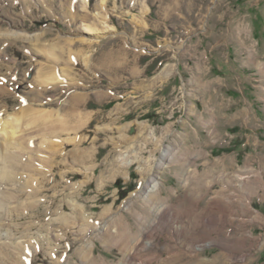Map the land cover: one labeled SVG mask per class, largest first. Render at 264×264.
Returning <instances> with one entry per match:
<instances>
[{"label": "rangeland", "instance_id": "rangeland-1", "mask_svg": "<svg viewBox=\"0 0 264 264\" xmlns=\"http://www.w3.org/2000/svg\"><path fill=\"white\" fill-rule=\"evenodd\" d=\"M0 80V264H264V0H0Z\"/></svg>", "mask_w": 264, "mask_h": 264}, {"label": "bare ground", "instance_id": "bare-ground-1", "mask_svg": "<svg viewBox=\"0 0 264 264\" xmlns=\"http://www.w3.org/2000/svg\"><path fill=\"white\" fill-rule=\"evenodd\" d=\"M86 4L88 3V0H85ZM88 30L91 31V27H87ZM38 39V38H37ZM53 78H50L52 80ZM57 79V78H56ZM0 85H4L2 83V80H0ZM4 90V87H3ZM1 91V90H0ZM75 106H77L76 97L73 98ZM75 109V107H74ZM76 110V109H75ZM74 113V112H73ZM46 115V114H45ZM75 115V113L73 114ZM25 118H28L30 124L35 123V112L31 108H27V110H22L18 113H15L13 116H9L7 120H3L0 118V136H4V150L0 149V186L3 187L6 183L15 184L16 178L18 176V171L21 166H23V161H25V154L24 152L32 153V149L26 148L23 146V143L20 142L21 140L18 138V134L20 133V126L22 125L23 120ZM27 120V121H28ZM32 122V123H31ZM33 125V124H32ZM50 125V124H49ZM51 127V126H50ZM53 127V126H52ZM57 127V126H56ZM60 127H62L60 125ZM59 127V129H60ZM45 128V127H43ZM72 128V127H71ZM50 129V128H49ZM62 129V128H61ZM64 129V128H63ZM23 131V130H21ZM72 131V130H71ZM74 141V139L72 140ZM27 142V141H26ZM25 143V142H24ZM28 143V142H27ZM30 144V143H29ZM28 145V144H27ZM25 155V156H24ZM32 155V154H31ZM29 156V155H28ZM33 156V155H32ZM168 157L167 153L164 154V158ZM29 158V157H28ZM33 158V157H31ZM30 158V159H31ZM34 164V163H33ZM32 160L28 161L26 163V167H32ZM166 164V163H165ZM20 165V166H19ZM25 166V165H24ZM153 181V180H152ZM155 182V181H154ZM147 183V182H146ZM3 184V185H2ZM146 186L143 185L144 192L141 193V195L138 194L139 197H145V201H149V193L151 194L153 191L156 192L159 189V184L157 182L154 183V186L149 185L150 183H147ZM154 193V192H153ZM11 194V193H10ZM148 195V196H147ZM3 193L2 197L0 196V209H2V201H3ZM2 198V199H1ZM153 199V197H152ZM152 199L150 201H152ZM128 202V201H127ZM129 203V202H128ZM150 212V211H149ZM81 220L85 221L84 216H81ZM109 230V226H105L102 231L107 232ZM148 246V243L146 244ZM16 248V247H15ZM83 248V247H82ZM81 248V249H82ZM88 248V247H87ZM83 248L79 254L84 259L89 260L90 262L96 263L95 259L92 258L91 253L88 254V249L84 250ZM88 254V255H87ZM18 256L23 263L27 262L30 258L29 254H27L24 250H20L17 248V252H15L14 256ZM90 258V259H89ZM22 263V262H21Z\"/></svg>", "mask_w": 264, "mask_h": 264}, {"label": "crops", "instance_id": "crops-1", "mask_svg": "<svg viewBox=\"0 0 264 264\" xmlns=\"http://www.w3.org/2000/svg\"><path fill=\"white\" fill-rule=\"evenodd\" d=\"M194 188V187H193ZM194 193V192H193Z\"/></svg>", "mask_w": 264, "mask_h": 264}]
</instances>
